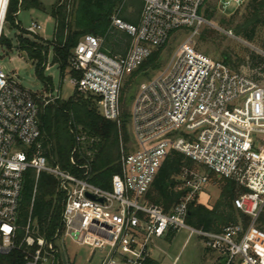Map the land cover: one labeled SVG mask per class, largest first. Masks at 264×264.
<instances>
[{
	"label": "built area",
	"instance_id": "1",
	"mask_svg": "<svg viewBox=\"0 0 264 264\" xmlns=\"http://www.w3.org/2000/svg\"><path fill=\"white\" fill-rule=\"evenodd\" d=\"M141 1L137 24L124 22L118 14L111 20L110 29L130 39L125 54L110 53L104 49V38L87 35L78 41L69 60L75 74L70 83L78 92L94 97L100 115L120 127L125 78L164 47L175 31L192 29L166 67L140 84L129 112L136 150L121 155V174L112 177L108 189L91 183L88 165L78 166L83 172L77 176L48 164L40 150V104L61 97L51 91L33 94L0 67V257L22 249L25 264H61L63 259L69 264L55 243L60 240L61 245L71 241L87 247L89 261L102 252L101 264H146L154 239L185 230L200 237L218 255L220 264H264V231L257 224L264 212V86L195 49L193 38L207 23L199 14L207 0ZM246 1L220 3L228 8ZM9 2L3 0L0 10V48ZM67 8L70 11V5ZM40 29L32 23L26 31L36 35ZM82 140L77 138L78 143ZM173 151L191 159L194 167L181 168L175 191L184 195L165 212L150 203L147 195ZM70 162L76 165L73 156ZM28 170L35 172L36 181L47 173L58 182L63 196L61 223L51 241L33 236L37 233L33 200L24 237L17 244ZM226 181L236 186L232 206L248 223L241 218L220 232L190 226V206L211 210L202 204L201 195L208 186Z\"/></svg>",
	"mask_w": 264,
	"mask_h": 264
},
{
	"label": "trees",
	"instance_id": "2",
	"mask_svg": "<svg viewBox=\"0 0 264 264\" xmlns=\"http://www.w3.org/2000/svg\"><path fill=\"white\" fill-rule=\"evenodd\" d=\"M254 2H257L256 5L253 4ZM125 3L126 0H57V4L51 11V15L56 21L52 47L54 51L53 63L59 67L61 74H64L69 66L74 47L80 39L87 35L104 38V49L110 53H126L130 39L123 33L110 29L111 20L115 14H118V17L126 22L130 21L121 8L125 6ZM251 3V11L243 23L236 28V34L249 42L254 40L256 28L259 25H264V0L259 2L253 0ZM69 5L70 11L67 8ZM204 5L200 8L199 14L205 20H210L211 15L207 12L205 16L203 14ZM31 8L45 10L40 0H10L6 23L18 29L17 13ZM19 41L20 47L28 51L29 58L32 61H37L36 73L48 85L49 79L44 76V69L49 45L36 44L22 36ZM4 45H8V40L3 35L1 47ZM163 48L153 51L151 56L130 76H136L148 69L157 70L160 52ZM254 59L253 57V62ZM224 62L229 65L227 57ZM262 71L264 70L262 69ZM125 95L126 90H123L120 100V127L100 115L97 100L96 107L93 102L85 100L77 93L67 100H57L45 106L40 104L39 124L42 135L40 150L48 164L59 166L77 176L83 172L78 166L88 165L91 183L108 189L112 177L121 174V144L128 142L126 132V125L129 122L128 103L134 97L132 94L127 97ZM77 138L83 140L78 143ZM74 149L76 152L73 153ZM72 156L76 165H72L70 162ZM183 166L194 167V162L179 152H171L159 169L147 195V199L152 204L161 206L165 212L170 211L171 207L178 203L184 195V192L175 191L177 184L175 178ZM220 188L221 196L213 210L210 211L200 205L190 206L187 218V223L190 226L195 229L220 232L225 226L236 223L241 218L245 224L248 223V219L238 214L232 206V199L237 191L236 186L232 182L226 181L220 182ZM62 198L58 182L53 177L47 173H41L36 181L33 170H28L25 173L18 216L17 244L24 237L23 228L29 217L33 200L31 213L32 219L37 225V233L33 236L43 237L46 241L53 239L61 223ZM257 224L264 231V212ZM30 250L33 251L34 248ZM0 261L4 264L26 263L22 249L14 250L8 256H1ZM146 264H150V261L148 260Z\"/></svg>",
	"mask_w": 264,
	"mask_h": 264
},
{
	"label": "rangeland",
	"instance_id": "3",
	"mask_svg": "<svg viewBox=\"0 0 264 264\" xmlns=\"http://www.w3.org/2000/svg\"><path fill=\"white\" fill-rule=\"evenodd\" d=\"M46 1L53 2L54 0ZM252 1L248 0L239 5L232 3L228 8H224L220 0H208L203 7V14L205 16L207 12L211 18L206 20L207 23L200 27L199 33L193 39L195 49L201 54L219 61H225V57H227L228 64L233 70L253 77L260 85L264 86V71H262V69L264 70V56L261 53L264 52V25H259L256 28L254 40L251 42L236 34V28L243 23L251 11ZM256 3L253 4L256 5ZM121 8L130 20L128 22L123 20L124 22L138 23L143 8L141 0H126L125 6ZM29 24L28 19L24 18L25 29ZM191 32L192 29L175 31L160 52L159 68L157 70L148 69L136 76H127L123 82L121 94L123 90H126V97L130 94L135 97L140 84L154 78L166 67L173 54L188 39ZM3 35L7 38L10 46L4 45L0 48V67L7 74L14 76L24 89L33 94L51 91L53 94H59L61 100H67L77 93L96 105L95 98L78 92L70 83L71 76L75 74L69 66L64 74L60 73L59 67L53 63L54 51L51 46L45 60L47 66L44 69V76L49 79V84L47 85L38 77L36 73L37 61H32L29 58L26 49L19 48V39L22 36L29 41H36V44H45V40L28 34L26 30L13 28L7 23ZM52 37V26H48L44 38L51 41ZM253 57L255 58L254 62ZM127 84L128 86H126ZM133 99L128 103L129 112ZM126 132L128 142L122 145L121 155L136 150L132 142L129 122L126 125ZM217 187L220 188V185L215 186L216 189ZM209 191L214 196L218 194L214 189ZM142 201L143 199H140L141 203ZM55 243L60 249L61 256L69 259V264H101L103 262L104 253L102 252H96L95 256L87 262L85 259L90 253L87 247L77 246L71 241H66L64 245H61L60 240H56ZM150 247L153 257L158 259L160 264H220L216 260V253L208 250L200 237L195 234L190 236L189 232L185 230L170 234L166 238L154 239ZM61 264H67L66 260L63 259Z\"/></svg>",
	"mask_w": 264,
	"mask_h": 264
},
{
	"label": "crops",
	"instance_id": "4",
	"mask_svg": "<svg viewBox=\"0 0 264 264\" xmlns=\"http://www.w3.org/2000/svg\"><path fill=\"white\" fill-rule=\"evenodd\" d=\"M40 3L43 5L45 10H38V9L31 8V9L19 11L17 13V24L19 26L18 29L19 30L20 29L26 30L28 27L31 26L32 23L38 24L39 26H41V29L37 32L36 35H33V36H37V38H39L41 40L42 39L45 40L46 43L42 44V45H47L48 44L49 47L50 46L52 47V44H53V41H54V36H55V31H56V21L52 17L51 11L55 7V5L57 4V0H54L53 2H47L46 0H40ZM24 18L28 19V21L30 22L29 26L26 29L24 28ZM48 26H52V29H53V37H52L51 41L46 40L44 38V36L46 34V29H47ZM34 42H36V41H34ZM38 44H40V43H38ZM19 48L22 49L20 47V41H19ZM45 66H47V63L45 64ZM44 92H42V93H44ZM59 100H61V98ZM213 189L218 192L217 196H214L211 193V191H209V190H213ZM220 196H221V188L217 187V189H216L213 186H208L205 189V192L201 195L200 199H201L202 204L211 206L212 207L211 210H213L214 207H215V204L220 199ZM208 210H210V209H208ZM88 256L85 259L87 262L89 261L88 260L89 259ZM216 260L218 261V255L217 254H216ZM68 261H69V259H68ZM149 261H150V264H155V263L156 264H160L158 259H155L153 257L151 247H150V259H149ZM218 263H219V261H218Z\"/></svg>",
	"mask_w": 264,
	"mask_h": 264
},
{
	"label": "bare ground",
	"instance_id": "5",
	"mask_svg": "<svg viewBox=\"0 0 264 264\" xmlns=\"http://www.w3.org/2000/svg\"><path fill=\"white\" fill-rule=\"evenodd\" d=\"M4 4H5V3H3V0L0 1V10H1V11L3 10Z\"/></svg>",
	"mask_w": 264,
	"mask_h": 264
},
{
	"label": "water",
	"instance_id": "6",
	"mask_svg": "<svg viewBox=\"0 0 264 264\" xmlns=\"http://www.w3.org/2000/svg\"><path fill=\"white\" fill-rule=\"evenodd\" d=\"M89 197H91V196H89ZM91 198H93V197H91ZM101 201V200H100Z\"/></svg>",
	"mask_w": 264,
	"mask_h": 264
}]
</instances>
